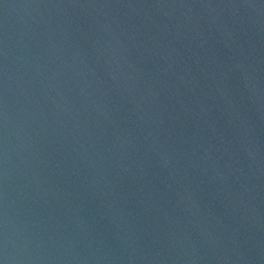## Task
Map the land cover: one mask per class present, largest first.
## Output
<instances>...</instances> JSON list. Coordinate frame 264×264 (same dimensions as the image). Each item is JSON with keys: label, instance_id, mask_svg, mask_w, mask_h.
<instances>
[{"label": "water", "instance_id": "obj_1", "mask_svg": "<svg viewBox=\"0 0 264 264\" xmlns=\"http://www.w3.org/2000/svg\"><path fill=\"white\" fill-rule=\"evenodd\" d=\"M0 264H264V0H0Z\"/></svg>", "mask_w": 264, "mask_h": 264}]
</instances>
